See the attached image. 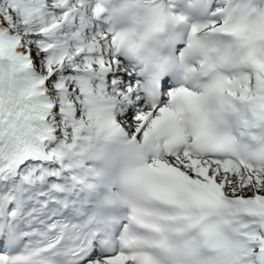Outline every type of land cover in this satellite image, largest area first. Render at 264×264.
<instances>
[{
	"label": "snow or ice",
	"instance_id": "obj_1",
	"mask_svg": "<svg viewBox=\"0 0 264 264\" xmlns=\"http://www.w3.org/2000/svg\"><path fill=\"white\" fill-rule=\"evenodd\" d=\"M0 264H264V0H0Z\"/></svg>",
	"mask_w": 264,
	"mask_h": 264
},
{
	"label": "clouds",
	"instance_id": "obj_2",
	"mask_svg": "<svg viewBox=\"0 0 264 264\" xmlns=\"http://www.w3.org/2000/svg\"><path fill=\"white\" fill-rule=\"evenodd\" d=\"M110 3H112L116 9H119L121 0H110ZM163 40H164L163 33H161L159 36H156L152 38L150 41H148V44L151 48L157 49L163 54H167V47L164 44Z\"/></svg>",
	"mask_w": 264,
	"mask_h": 264
}]
</instances>
